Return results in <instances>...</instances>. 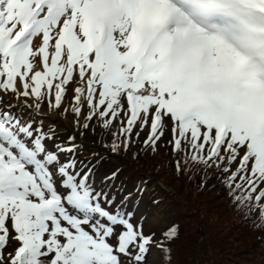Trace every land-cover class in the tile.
<instances>
[{
	"label": "rangeland",
	"instance_id": "obj_1",
	"mask_svg": "<svg viewBox=\"0 0 264 264\" xmlns=\"http://www.w3.org/2000/svg\"><path fill=\"white\" fill-rule=\"evenodd\" d=\"M68 20L69 16L65 22ZM235 24L241 30H245L238 22ZM32 33L36 38H39V31H32ZM13 34L14 32L7 33L1 39L4 62L6 63L9 59L10 65L13 66L16 62L17 67L15 70L10 69L7 74L8 78L6 77L5 82L0 85V154L5 156L9 162L8 166L3 165V168H0V236L3 235L4 238L7 236L5 242H0V264H16L10 258L12 251L15 250L20 240L26 238L22 233H16L15 227L18 226V221L11 220L13 215H19L21 222L22 220L28 221L29 218L33 219V227L27 230L28 250L23 259L25 264H51L48 261L54 252H59L57 253L58 259L54 264H114L113 260L117 264L116 258L118 257L120 259L118 264H158L161 245L166 239L165 232L169 230L168 227L174 218H179L188 225L192 223V226L197 228L200 224L198 222L199 211L206 207L205 204L210 203L212 206V204L217 205L216 203H218L228 207L237 200L240 201L235 198L232 202L233 199L229 197L231 192L228 191V194L225 195L220 191L222 187L220 184L219 188L212 189L203 195L204 189L197 185L198 178L192 180L190 177L192 181H198L194 183L183 181L178 175L171 176L174 172L166 173V167L157 174L154 172L157 176L151 172L154 162L168 163V160L170 161L171 151L183 153L182 150L185 149L190 153L194 149H199L198 144L202 138L203 125L205 123L211 125L209 117L213 113L210 110L202 109L199 116L192 117L188 125L176 133V121L171 119L172 115L168 117L166 113L163 114L160 99L157 100L155 76L149 75L136 80L135 63L126 62L127 64H124L112 60L110 65L106 63L100 65L97 62L92 75L82 73L77 71V64L74 62L73 41L67 38L66 43L61 47L65 59L61 69L58 62L53 61V56L50 53L43 63L46 65L50 62L48 66L44 67L45 77H38L35 75L36 73L31 72L32 69L28 68L25 72V65L17 63L11 50L12 46H15V40L10 41ZM30 35L31 33H29ZM167 44L165 41V45ZM77 54L81 56L80 53ZM90 55H94V53ZM182 57L181 55L180 59ZM98 58L104 59L101 52H98ZM104 62H106L105 59ZM85 65V58L82 57L78 66L81 68ZM74 69H76L74 71L76 72L75 78H68ZM121 73L122 77H120ZM168 73L169 70L164 73L165 85L169 84L166 78ZM197 74V83L201 86L206 77L201 72L197 71ZM104 77L109 83L104 81ZM73 79H75L74 93L73 84H71ZM18 81L21 85L18 84ZM132 83L134 89L138 83L140 85V91L133 92L137 106L134 109L131 108L130 97ZM173 83L174 78L171 79V84L173 85ZM183 85L185 89H188L190 79L185 80ZM203 88V91L218 93L223 99V109L218 114L219 118L227 116L230 112L227 105L238 100L246 103L255 121L264 118V115L261 114L264 95L254 98L250 91L244 88L237 89L235 85L225 87L219 83ZM161 93L166 95L165 90ZM176 95L177 91L171 94V98L166 103L169 108L178 109ZM65 98L66 100H64ZM102 109H104L103 115L100 114ZM136 117L140 119L138 126L135 122ZM127 119L129 123H126ZM132 120L134 121L130 122ZM95 124L106 126L113 132L115 128H120L122 142L127 139L129 146L138 143L137 150H141L140 154L145 166L136 160L133 150L129 156L123 152H113L107 159L115 163L113 165L110 162L102 163L106 159L99 161L98 156L101 155L103 149L100 143L93 142ZM140 125L141 127H139ZM79 143V147L74 148L79 149L78 155L83 151L84 156L76 159L72 154L74 148L68 145L77 146ZM261 146L264 149V135L261 136ZM14 160H20L23 164L21 168L16 169L17 176L15 177L11 172ZM69 160L76 161L78 165L75 167L69 165ZM95 160H98L96 162L98 164L95 163L93 169L88 167ZM118 164L121 166H119L118 172L108 177ZM235 164L240 165L239 161H236ZM60 166L66 167L64 172ZM209 166L210 162L204 169V175L199 174L195 165H189L188 170L192 171V176L197 172L196 175L203 181L207 178L214 181L216 174L221 179L219 171L224 167L219 164L214 168H208ZM78 168L82 170L80 176L83 175L87 178L88 184L84 186L87 188L92 186L93 192H89L87 189L85 190V187L79 185V176L76 175ZM136 170L139 171L136 172ZM25 171L28 177L23 180ZM234 171L235 169L230 168L229 177L227 176L226 180L230 181ZM144 172H149L147 174L152 177L149 186L146 184L147 187L141 186L145 184V180L141 177ZM160 177L176 188V193L180 194L177 196L178 198L169 193L172 191V187L168 186V183L157 179ZM253 179L255 182L260 180L258 176ZM218 182L215 179L212 186ZM232 182L234 181L231 180L230 183ZM262 182L263 180L260 181V183ZM107 184L109 186L106 189ZM158 184L163 189L159 188L164 193L163 199L165 200L155 203L149 189ZM36 187L43 188L45 197L52 193L59 194L60 202L56 211L61 223L71 227L74 231L83 233L87 237L85 240L91 239L92 235L96 241H101L92 247H87L82 240L73 235L74 231L68 233L66 228L57 229L44 221H38L35 215L39 209L33 207V199L26 202L27 199L21 200L19 197L21 195L32 198ZM104 189L107 191L113 189L114 192L110 196L113 198L111 202L106 201L109 192L102 199L99 198L100 194L95 192ZM14 191L18 192L14 194ZM259 191L261 192V187H259ZM10 193L14 196H9ZM165 202L171 205L174 213L169 211L170 205L166 206ZM239 204L241 205L240 202ZM192 208L195 209L194 216L189 215L193 213L190 212L193 210ZM44 210L46 211L45 208ZM116 211V215L113 216V212ZM213 212L217 213V210H213ZM24 214H27V217H24ZM200 217L204 218L203 215ZM79 219L82 225L78 224ZM12 222H15L16 226H13ZM204 228L209 230L205 225ZM107 229H109L108 232ZM123 230H128L130 235L127 237L126 250L119 253L121 247L115 246V244L119 240V236L123 235L120 234ZM187 235L190 240V251L195 244L193 240H196L198 236L197 240L201 242V254L195 264H253L252 262H254L244 251L245 244L248 243L245 240L235 241V239H226L225 237L222 244L228 253L220 254L211 249L208 251L206 242L202 240L203 235L198 231L197 234L187 231ZM141 239L144 247L139 246ZM121 240L120 242L126 243L125 240ZM94 250H102V255L92 256ZM75 251L78 254L86 251L84 254H87L85 257L87 262L80 263L79 256ZM112 253L114 256L108 257ZM109 259L110 262H108ZM187 263H183L178 256L171 264Z\"/></svg>",
	"mask_w": 264,
	"mask_h": 264
},
{
	"label": "trees",
	"instance_id": "obj_2",
	"mask_svg": "<svg viewBox=\"0 0 264 264\" xmlns=\"http://www.w3.org/2000/svg\"><path fill=\"white\" fill-rule=\"evenodd\" d=\"M94 127L95 129L93 134V140H94L93 142L100 143L103 149L101 155L98 156L99 161H101L102 159H106V161L102 163L110 162V164L113 165L115 163H112L111 161L107 160L109 155H111L113 152L115 153L123 152L127 154V156H129V154L131 155V150H133L136 160L145 166V163H143L142 155L140 154L141 150H137L138 143H136V145L132 144L131 146H129V141L127 139H125V141L122 142L120 140L121 139L120 128H115L114 129L115 131L113 132L110 130V128L106 126L95 124ZM97 128H99L100 130H96ZM137 131H139V129H137ZM78 151L79 149H74L72 151L73 155L77 158H82V156H84L83 151L80 153L81 156L78 155ZM169 151L171 150L169 149ZM170 153L171 155L169 154V157L171 158L170 161L168 160V163H162V162L153 163V169L151 172H153L154 175H156L166 167L165 168L166 173L169 174L170 172L172 173L174 172L173 174H171V176L178 175V177H181L180 179H182L183 181H189L190 183L191 182L194 183L198 181L196 180L192 181V180L194 178H198L199 182L197 183V185H199L200 187H202V189H204V191H202L203 195L212 189L219 188L221 185L222 187L220 191H222L225 195L228 194V191L231 192V195H229V197L233 199L232 202H234L235 198L239 199L240 201L237 200V202H235L234 204H230L227 201L231 205L228 207H226L225 204L219 205L218 203H216L217 205L212 204V206L210 203L205 204L206 207H204L202 211H199L198 222L200 224L197 228L193 227L192 223L188 225V223L181 221L179 218H174V221L168 227L169 230L165 232L166 239L162 242L161 245L160 257H159L160 259L158 264H171L178 256L180 260L183 261V263L188 262L187 264H195L196 260H198V257H200L201 254L200 251L201 242H198L197 240L199 237L198 236L196 240H193L195 244L193 245L194 247L192 251H190V240H189V235H187V231L188 233L189 231H192L193 234L195 233L197 234L198 231L199 234L203 235L202 240L206 242V247L208 251L211 249L212 251L220 254L223 252L228 253V251L224 249L222 244V242L225 240V237L226 239H235V241L245 240L248 243L245 244L246 247L244 248V251L247 252L251 260L254 261L252 263L264 264V206L262 205L260 210H256L255 212H253L251 210L252 208H250L251 205L253 204V201H250L248 195H247L248 197L246 198L242 197V195L246 193L245 191H243V185L241 186L238 183V180H235L233 177L230 178V181L226 180V177L228 176L229 172L225 171L224 169L220 168L219 171L220 177L223 181L216 174L214 177V181L216 179V181L219 182L216 183L214 186H212V182L214 181L209 180V178L203 181L200 177L196 175L197 172H195V175L192 176V171L190 172V170H188L189 165L197 166L196 170L201 175L205 174L204 169L207 168L206 167L207 163H205L206 162L205 158L200 156L199 153L187 154V152L176 153L175 151H171ZM97 161L98 160H95V162L92 163V168L95 167V163ZM212 162L214 163L210 164L208 168L211 167L214 168L218 166V164L223 167V165L226 164L224 160L221 158L220 159L216 158ZM119 166L120 165L118 164V166L114 168L115 170H112L109 173L108 177L110 175H114L113 173H117ZM138 171L136 170V172ZM147 173L149 172L142 173L141 177L145 180L144 185L147 184L149 186V184L152 181V177L149 176ZM190 177H192L191 178L192 180L190 179ZM157 179L164 180L161 177ZM231 180L234 182L230 183ZM164 182H166V184L168 183L165 180ZM233 183H235L236 185H234ZM167 185L172 187V191L169 192L170 194L176 197L180 196V194L176 193L175 187H173L169 183ZM159 188L162 189L160 187V184L153 187L152 189H149L153 197L152 200L155 203H160L165 200L163 199L164 193H162ZM239 202L241 203V205L239 204ZM165 204L166 206L170 205L167 202H165ZM169 207L171 208V205ZM213 210H217V213H214ZM169 211L171 213H174V210H172V208ZM190 212L193 213L189 215L194 216L195 209L190 210ZM200 215H203L204 218L200 217ZM204 225L209 228L208 231L206 230V228H204ZM196 229L198 230L196 231ZM15 263L25 264V263H19L17 261H15Z\"/></svg>",
	"mask_w": 264,
	"mask_h": 264
},
{
	"label": "bare ground",
	"instance_id": "obj_3",
	"mask_svg": "<svg viewBox=\"0 0 264 264\" xmlns=\"http://www.w3.org/2000/svg\"><path fill=\"white\" fill-rule=\"evenodd\" d=\"M134 0H101L100 2L96 3V9L101 12L104 8L109 10L112 8L117 9L120 13H126L128 11L131 10L132 7V2ZM142 16L138 19V23H137V32L136 34L140 31L141 35L140 38L138 40V43L140 44V46L142 45V39L145 38L146 35V31L148 30V21H149V12L145 11L142 12ZM163 17V16H162ZM164 18H168V17H164ZM170 20V19H169ZM116 18L113 20V22L111 23V26L115 27L116 26V30H117V39L112 41L111 45L106 47L104 49L109 51V55H113L115 52L119 51L120 54V61L124 62V60L126 61L125 54L128 52V45L130 43V39H128L127 37L123 36V29H127V27L129 26V23L127 22V20H125L124 18L118 19V22L116 24ZM171 21V20H170ZM66 22H58L57 24H54V26L51 29L52 32V37L51 40L49 42V46L43 45L42 41L40 38L35 39V42L33 43L32 46H21L20 48H18V53L21 52V55L23 58L26 59L24 65H25V72H27V69L30 68L32 69V73H36V74H40L42 71L41 68V58L42 56L48 52L50 50V48L56 44H58L63 38H64V26H65ZM87 24L94 26V25H98L99 24V20L97 18H94L92 20H90L89 22H87ZM85 25L84 21L82 20V29L83 26ZM93 29V28H90ZM80 31V30H79ZM173 32V31H172ZM135 34V35H136ZM173 34H175L176 37L180 36V32H173ZM193 35V36H190ZM201 35V31H195V32H191L189 34V38H185L183 39L180 43H181V47L184 49H192L195 46H197L199 44V42H201L203 40V36H198ZM134 37V36H133ZM79 39L81 40L82 37L79 36ZM203 44H207V43H203ZM88 41H87V46H86V51L89 53L88 51ZM143 48H140L138 51L135 50V52H137V54H139V52L142 50ZM143 51V50H142ZM141 51V52H142ZM134 52V53H135ZM140 52V54H141ZM154 53H150V55H153ZM89 58V57H88ZM93 58L95 60V57L92 56L89 58L90 62L93 61ZM126 63V62H125ZM127 64V63H126ZM92 72H94V67L92 68ZM74 83H75V79H73L71 81V84H73L72 86V90L74 93ZM18 84H20V82L18 81ZM21 85V84H20ZM76 97V96H75ZM66 100V98L64 99ZM79 224H81V220L78 221ZM82 225V224H81ZM92 227V226H90Z\"/></svg>",
	"mask_w": 264,
	"mask_h": 264
}]
</instances>
